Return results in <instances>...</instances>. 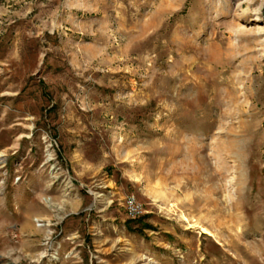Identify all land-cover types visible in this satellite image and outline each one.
<instances>
[{"label": "rangeland", "instance_id": "1", "mask_svg": "<svg viewBox=\"0 0 264 264\" xmlns=\"http://www.w3.org/2000/svg\"><path fill=\"white\" fill-rule=\"evenodd\" d=\"M9 263L264 264V0H0Z\"/></svg>", "mask_w": 264, "mask_h": 264}, {"label": "built area", "instance_id": "2", "mask_svg": "<svg viewBox=\"0 0 264 264\" xmlns=\"http://www.w3.org/2000/svg\"><path fill=\"white\" fill-rule=\"evenodd\" d=\"M123 207L126 215L130 218L138 216L142 212L141 204L133 195H128L123 201Z\"/></svg>", "mask_w": 264, "mask_h": 264}, {"label": "bare ground", "instance_id": "3", "mask_svg": "<svg viewBox=\"0 0 264 264\" xmlns=\"http://www.w3.org/2000/svg\"><path fill=\"white\" fill-rule=\"evenodd\" d=\"M193 107H194V106H193ZM186 108H187V107H186ZM186 108H185V109H186ZM198 109H199V108H198ZM196 110H197V109H196ZM197 111H198V110H197ZM188 115H189V114H188ZM218 176H219V175H218ZM231 205H233V204H231ZM234 207H235V206H234ZM234 207L232 206V208H234ZM202 228H203V227H202ZM203 231H204V232H207V230H205V229H204ZM9 264H14V263H9Z\"/></svg>", "mask_w": 264, "mask_h": 264}, {"label": "crops", "instance_id": "4", "mask_svg": "<svg viewBox=\"0 0 264 264\" xmlns=\"http://www.w3.org/2000/svg\"><path fill=\"white\" fill-rule=\"evenodd\" d=\"M76 231V230H75Z\"/></svg>", "mask_w": 264, "mask_h": 264}]
</instances>
